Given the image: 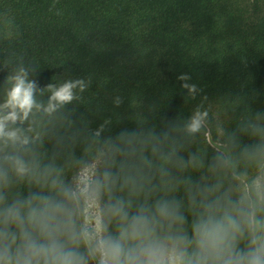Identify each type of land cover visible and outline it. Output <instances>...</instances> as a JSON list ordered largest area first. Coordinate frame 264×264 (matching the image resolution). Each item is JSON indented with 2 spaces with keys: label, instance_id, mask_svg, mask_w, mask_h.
I'll use <instances>...</instances> for the list:
<instances>
[{
  "label": "clouds",
  "instance_id": "obj_1",
  "mask_svg": "<svg viewBox=\"0 0 264 264\" xmlns=\"http://www.w3.org/2000/svg\"><path fill=\"white\" fill-rule=\"evenodd\" d=\"M0 28V264H264V107L180 74L187 115L93 127L91 79L39 86Z\"/></svg>",
  "mask_w": 264,
  "mask_h": 264
},
{
  "label": "trees",
  "instance_id": "obj_2",
  "mask_svg": "<svg viewBox=\"0 0 264 264\" xmlns=\"http://www.w3.org/2000/svg\"><path fill=\"white\" fill-rule=\"evenodd\" d=\"M5 18L19 33L12 47L39 67V86L91 79L77 112L93 127L187 115L180 74L214 105L264 107V0H0ZM8 46L0 28V50Z\"/></svg>",
  "mask_w": 264,
  "mask_h": 264
}]
</instances>
